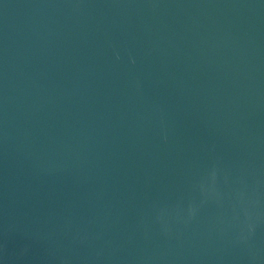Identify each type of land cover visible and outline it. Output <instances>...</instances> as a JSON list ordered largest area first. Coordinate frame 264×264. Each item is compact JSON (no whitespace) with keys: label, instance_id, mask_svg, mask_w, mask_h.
Wrapping results in <instances>:
<instances>
[{"label":"water","instance_id":"1","mask_svg":"<svg viewBox=\"0 0 264 264\" xmlns=\"http://www.w3.org/2000/svg\"><path fill=\"white\" fill-rule=\"evenodd\" d=\"M0 264H264V0H0Z\"/></svg>","mask_w":264,"mask_h":264}]
</instances>
